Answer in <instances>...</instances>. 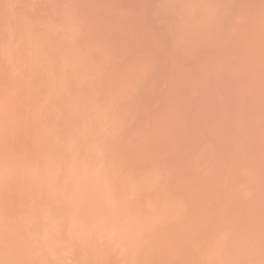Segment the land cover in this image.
Segmentation results:
<instances>
[{
  "label": "rangeland",
  "instance_id": "rangeland-1",
  "mask_svg": "<svg viewBox=\"0 0 264 264\" xmlns=\"http://www.w3.org/2000/svg\"><path fill=\"white\" fill-rule=\"evenodd\" d=\"M0 264H264V0H0Z\"/></svg>",
  "mask_w": 264,
  "mask_h": 264
}]
</instances>
